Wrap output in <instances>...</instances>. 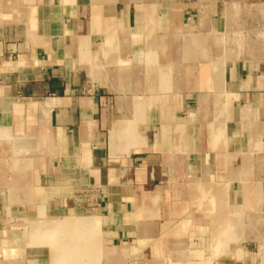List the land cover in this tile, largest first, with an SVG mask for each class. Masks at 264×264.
<instances>
[{
  "label": "crops",
  "instance_id": "crops-1",
  "mask_svg": "<svg viewBox=\"0 0 264 264\" xmlns=\"http://www.w3.org/2000/svg\"><path fill=\"white\" fill-rule=\"evenodd\" d=\"M0 264H264V0H0Z\"/></svg>",
  "mask_w": 264,
  "mask_h": 264
},
{
  "label": "built area",
  "instance_id": "built-area-1",
  "mask_svg": "<svg viewBox=\"0 0 264 264\" xmlns=\"http://www.w3.org/2000/svg\"><path fill=\"white\" fill-rule=\"evenodd\" d=\"M258 1H260V0H258Z\"/></svg>",
  "mask_w": 264,
  "mask_h": 264
}]
</instances>
